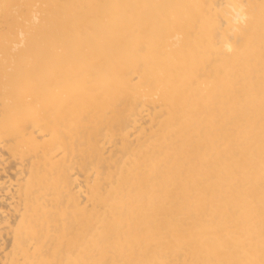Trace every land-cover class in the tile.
Segmentation results:
<instances>
[{
    "label": "bare ground",
    "instance_id": "1",
    "mask_svg": "<svg viewBox=\"0 0 264 264\" xmlns=\"http://www.w3.org/2000/svg\"><path fill=\"white\" fill-rule=\"evenodd\" d=\"M0 264H264V0H0Z\"/></svg>",
    "mask_w": 264,
    "mask_h": 264
}]
</instances>
